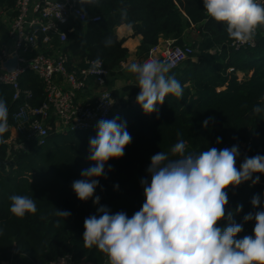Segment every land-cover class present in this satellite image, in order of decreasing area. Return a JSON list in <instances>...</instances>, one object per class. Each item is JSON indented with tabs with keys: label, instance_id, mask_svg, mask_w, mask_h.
<instances>
[{
	"label": "trees",
	"instance_id": "trees-1",
	"mask_svg": "<svg viewBox=\"0 0 264 264\" xmlns=\"http://www.w3.org/2000/svg\"><path fill=\"white\" fill-rule=\"evenodd\" d=\"M15 0H0V5L11 9ZM127 8V20L121 19V9ZM90 15H100L96 23L72 21L67 29L68 40L64 51L69 57L70 72L88 68L97 58L109 72V83L127 79L122 88L112 90L117 101L115 111L108 119L126 122L132 137L122 158L110 159L105 170L107 178L100 177L94 195L100 196L99 205L92 199L79 200L72 183L81 179V171L93 165L89 160V140L97 134L92 131L52 133L47 142L38 147L30 143L28 151L8 157V145L0 136V264H50L69 258L75 264H109L106 254L95 246L85 247L84 220L99 215L97 208L107 206L112 213L124 211L129 217L139 211L145 197L140 180L150 175L146 169L150 157L160 151L171 155L178 140L186 142V152L198 154L210 147L249 149L248 155H264V25H260L253 47L234 46L226 25L207 15L203 0H99L83 5ZM133 23L134 35L142 36L138 55L148 57L151 48L160 40L177 39L180 46L191 45L196 52L171 69L183 88L182 97L169 94L158 111L145 114L136 102L140 92L134 74L123 68L129 50L119 39L116 27ZM5 23L0 20V32ZM193 37V41L188 39ZM184 43V44H183ZM239 73H243L240 77ZM23 85L34 93L33 106L45 100L43 83L33 73L24 76ZM0 98L6 101L8 125L17 107L10 87H0ZM212 117L207 127L203 122ZM217 137L222 138L219 144ZM244 152V151H243ZM243 162V160H242ZM111 165V170H108ZM260 182L251 180L235 189H226L229 202L225 213L232 212L243 231L236 239L252 235L255 221L244 223L243 217L254 209L251 199H264V174ZM119 185L116 189L114 186ZM101 187L103 190H101ZM13 195L28 196L36 201L37 212L23 218L10 212ZM242 205V211L236 212ZM264 206V205H262ZM57 209L71 213L67 218L57 215ZM227 223L221 220L219 226Z\"/></svg>",
	"mask_w": 264,
	"mask_h": 264
},
{
	"label": "clouds",
	"instance_id": "clouds-1",
	"mask_svg": "<svg viewBox=\"0 0 264 264\" xmlns=\"http://www.w3.org/2000/svg\"><path fill=\"white\" fill-rule=\"evenodd\" d=\"M207 15L226 25L230 39L241 44L249 42L255 29L264 25V5L257 0H203ZM127 8L121 9V19L127 20ZM133 23L127 27L132 30ZM101 61L92 62L90 71L100 70ZM172 65L157 59L132 63L128 71L134 74L140 92L136 102L145 114L157 112V105L172 94L182 97L183 88L174 75H169ZM261 113L264 108L253 109ZM9 110L0 98V136L8 131ZM209 117L203 122L207 127ZM101 119L97 134L89 140V160L93 165L81 171V179L71 187L83 202L92 199L99 205L100 196L94 195L100 177L107 178L105 166L110 159L122 158L132 137L126 122ZM217 137L216 143L221 142ZM183 139L171 148V155L160 151L150 157L146 172L150 175L140 180L145 197L139 211L129 217L126 212L112 213L107 206H99V215L84 220L83 241L85 247L95 246L106 254L109 264H264V200L254 195L251 205L254 212L243 217L244 223L255 221L252 235L236 239L243 231L234 214L225 213L229 202L226 189H235L251 180L260 182L264 174V155L245 156L236 167L241 153L238 145L218 149L210 147L198 154L186 152ZM111 170V165H108ZM116 189L119 185L114 186ZM101 190L103 188L101 187ZM10 212L23 218L26 213L37 212L36 201L28 196L10 197ZM238 205L236 212L242 211ZM57 215L65 218L71 213L57 209ZM226 220L221 227L219 222Z\"/></svg>",
	"mask_w": 264,
	"mask_h": 264
},
{
	"label": "built area",
	"instance_id": "built-area-1",
	"mask_svg": "<svg viewBox=\"0 0 264 264\" xmlns=\"http://www.w3.org/2000/svg\"><path fill=\"white\" fill-rule=\"evenodd\" d=\"M99 0H15L13 8L0 9V20L5 23L0 32V87L13 91L17 107L9 124L7 137L8 157L20 151H28L30 143L41 147L52 133L92 131L99 120H108L115 111L117 101L107 88L109 72L101 61L100 70L88 68L70 72L69 57L64 51L68 40L67 29L72 21L96 23L100 15L90 16L83 9L87 3ZM264 5V0H257ZM242 46L253 47L259 31ZM196 52L189 44L180 46L171 38L151 48L149 57H156L177 68L182 61ZM33 73L43 83L45 100L41 106H33L34 93L23 85L24 76ZM94 82L101 90L90 102H80L78 93ZM244 155L250 152L242 146ZM1 166V165H0ZM50 264H75L69 258H61Z\"/></svg>",
	"mask_w": 264,
	"mask_h": 264
},
{
	"label": "crops",
	"instance_id": "crops-1",
	"mask_svg": "<svg viewBox=\"0 0 264 264\" xmlns=\"http://www.w3.org/2000/svg\"><path fill=\"white\" fill-rule=\"evenodd\" d=\"M116 34L119 39L124 40V45L129 50V57L125 62H123V68L128 70L129 66L132 63H143L148 59H157L156 57H144L138 55V48L142 42V36L134 35L133 30H129L127 25H121L116 27ZM191 37V36H190ZM194 37V36H193ZM164 40L161 39L159 43H162ZM127 82V80L116 79L111 81L112 88H122V86ZM100 88L92 81L85 90L78 93V100L80 102H90L95 100L100 94Z\"/></svg>",
	"mask_w": 264,
	"mask_h": 264
},
{
	"label": "rangeland",
	"instance_id": "rangeland-1",
	"mask_svg": "<svg viewBox=\"0 0 264 264\" xmlns=\"http://www.w3.org/2000/svg\"><path fill=\"white\" fill-rule=\"evenodd\" d=\"M4 8H5V6L0 5V9H4ZM188 40L189 41H193V37H190ZM239 76L242 77L243 76V73H239ZM122 80H125L126 81L127 79L126 78L125 79L122 78ZM112 87L113 86H111V83H109V80H108L107 88L112 91L113 90ZM240 153H241V155H240L239 158H237V162H236V167H237L238 170H239L240 164L242 163V160H243V156L242 155H244L243 154V151H240ZM79 264H81V263H79Z\"/></svg>",
	"mask_w": 264,
	"mask_h": 264
}]
</instances>
